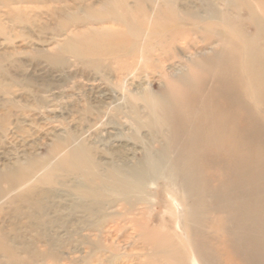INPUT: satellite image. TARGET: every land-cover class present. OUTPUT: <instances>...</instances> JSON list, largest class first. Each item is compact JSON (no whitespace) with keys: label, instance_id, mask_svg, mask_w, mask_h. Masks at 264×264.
I'll list each match as a JSON object with an SVG mask.
<instances>
[{"label":"bare ground","instance_id":"1","mask_svg":"<svg viewBox=\"0 0 264 264\" xmlns=\"http://www.w3.org/2000/svg\"><path fill=\"white\" fill-rule=\"evenodd\" d=\"M69 1L40 13L55 20L58 34L65 33L57 54L48 60L68 55L114 79L110 91L92 98L99 108L112 107L114 119L104 124H112L116 133L106 132L100 155L86 132L53 134L43 159L19 163L18 155L6 156L7 163H0V184L24 198L36 183L68 180L79 200L76 208L92 214L97 208L103 225L111 224L115 231L120 219L115 205L124 202L128 210L135 204L149 205V190L162 179L180 193V200L171 198L174 206L165 213L177 219L184 237L178 240L163 227L150 228L149 218L135 222L141 246L132 249L149 258L139 264H186L183 243L194 251L190 264H215L212 249H200L198 237L206 234L205 221L216 208L227 218L235 205L246 203L239 215L241 235L261 236L264 0H236L238 6L221 0L223 10L208 2L212 9L204 16L195 11L197 0ZM38 2H1L6 12L0 13V33L6 31L3 19L21 21L23 13L35 12L21 4ZM216 20L223 25L217 38L212 35ZM70 27L74 32L66 34ZM148 75L158 77L159 91L147 89ZM99 108L87 113L99 120ZM238 189L244 197L236 194Z\"/></svg>","mask_w":264,"mask_h":264},{"label":"rangeland","instance_id":"2","mask_svg":"<svg viewBox=\"0 0 264 264\" xmlns=\"http://www.w3.org/2000/svg\"><path fill=\"white\" fill-rule=\"evenodd\" d=\"M4 1L8 0H0V3ZM62 1L70 3L69 0H39L34 5L23 3L21 6L35 12L23 13L21 21H2L6 27V31L0 33L2 164L7 163L5 157L10 153L19 156V163H25L28 158L43 159L47 156L52 135L64 136L67 132H86L100 155L99 152H104L102 144L107 141L106 132L116 133L111 130L114 127L112 124H104L108 118L114 119L112 107L99 108L92 98L100 91H110L114 79H109L104 71H94L68 55L57 62L48 60L57 54L65 33L58 34L55 20H49L40 13L47 10L48 6L57 7ZM231 1L237 5L236 0ZM208 2L216 9L223 10L224 3L221 0H197L193 5L195 11L204 16L205 12L212 9L208 7ZM4 12L6 8L0 7V13L3 15ZM245 19L244 22H247L246 16ZM214 22L218 26L212 35L217 38L223 25L218 20ZM185 28H189L188 23ZM72 32L74 30L70 27L66 34ZM201 32H205L204 29ZM247 32L251 33V27H247ZM201 40L203 38L198 39L199 46L204 45ZM149 77L145 80L147 89L151 92L159 91L162 84L158 77ZM96 107L102 113L107 112V115L95 114L98 120L87 113ZM116 117L126 123L121 115ZM151 142L153 149H156L158 144L154 140ZM67 181L54 185L36 183L31 187L32 193L24 198L7 192L6 185L0 184V264L145 263L149 258L144 253H136L141 251H133L132 248L141 246L136 238L134 223L140 224L148 218L151 220L150 228L163 227L178 240L184 237L178 224L175 225L177 219L165 213L168 207L174 206L172 199L180 200V193L170 190L162 179L156 180L154 187L149 190V205L135 204L130 210L124 202L115 205V211L120 213L115 231L111 224L103 225L97 208L95 214L85 208H76L79 200L74 193L73 183ZM259 186L263 204L264 179ZM239 190H236L239 192L236 194L243 196ZM37 201L40 202L38 208ZM244 208L246 203L235 205L228 219L221 209H213L210 219L205 221L206 234H198V246L200 249L206 246L212 249L215 264H264V233L258 236L252 232L242 236L238 227L239 215ZM182 245L187 256L186 264H190L191 257L195 258L194 251L188 245Z\"/></svg>","mask_w":264,"mask_h":264}]
</instances>
